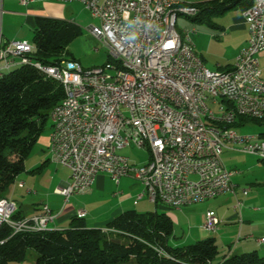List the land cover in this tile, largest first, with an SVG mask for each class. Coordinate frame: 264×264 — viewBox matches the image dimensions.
<instances>
[{
    "label": "built area",
    "instance_id": "2783aa9c",
    "mask_svg": "<svg viewBox=\"0 0 264 264\" xmlns=\"http://www.w3.org/2000/svg\"><path fill=\"white\" fill-rule=\"evenodd\" d=\"M55 1L79 2L100 20L91 33L108 48L111 61L88 69L78 61L47 66L30 59L31 42L12 41L0 44V77L6 70L30 65L60 83L64 92L73 89V101L64 98L51 113L50 160L71 174L69 185L57 190L65 202L89 193L100 173L117 184L133 177L144 187L138 200L146 196L174 209L235 194L232 177L238 171L225 167L224 151L234 149L264 162V148H257V140L264 139L233 127L239 116L264 117L258 58L264 51V0H255L244 13L249 40L230 76L208 74L190 47L177 50L171 24L167 32H159L163 6L175 0ZM186 37L193 43L191 32L186 31ZM143 139L154 142V166L132 165L124 154L131 147L145 150ZM242 207L238 200L236 209ZM15 211L14 203L0 200V229L8 225L12 236L48 231L57 217L48 205L19 221L12 218ZM86 214L82 210L77 216ZM219 224L218 217L207 212L203 228L216 232Z\"/></svg>",
    "mask_w": 264,
    "mask_h": 264
},
{
    "label": "trees",
    "instance_id": "16d2710c",
    "mask_svg": "<svg viewBox=\"0 0 264 264\" xmlns=\"http://www.w3.org/2000/svg\"><path fill=\"white\" fill-rule=\"evenodd\" d=\"M254 3L255 0H207L192 5L198 13L191 19L220 29L212 18L233 10L245 13ZM83 34L74 24L39 18L31 41L34 50L29 57L47 66L78 61L68 47ZM110 61L108 55L107 62ZM64 98L67 102L60 83L30 65H21L0 77V200L6 199L7 190L26 172V160L43 134L52 129L51 113ZM248 126L264 127V117L239 116L233 127ZM259 135L264 139V131ZM12 218L24 219L19 213ZM105 229L87 228L84 218L78 216L70 229L61 231L12 236L11 227L4 225L0 241H6L0 245V264L24 262L30 250L35 252L36 264H264V256L257 252L220 259L214 238L171 247L168 242L173 237L174 224L166 213L128 211L110 221Z\"/></svg>",
    "mask_w": 264,
    "mask_h": 264
},
{
    "label": "crops",
    "instance_id": "0c3cea01",
    "mask_svg": "<svg viewBox=\"0 0 264 264\" xmlns=\"http://www.w3.org/2000/svg\"><path fill=\"white\" fill-rule=\"evenodd\" d=\"M177 1L182 4L185 3V5H196L207 0ZM90 15V12L79 2L33 0L25 5L21 3V0H0V44L3 47L12 41L31 42L36 28V21L39 18L58 19L79 26L84 33H87L96 42L101 43L91 33V29L98 25H93L92 19L96 18ZM218 26L221 28L210 29L225 33L223 36L226 42L232 45V49L230 59H223L216 64V70H219L216 72H229L233 69L240 51L247 46L249 29L244 13L241 12L233 15L224 23L218 24ZM215 37L220 36L216 35ZM210 41L213 42L214 40ZM200 58L206 64L204 56L201 55ZM258 58L262 78L264 79V51L259 54ZM77 60L83 66L81 60ZM6 72L8 70L4 71V74ZM249 127L236 128V130L248 134L244 131ZM51 132L52 129L49 128L43 134L36 146L35 154H31L32 156L30 155L26 160V172L21 174L11 186L12 188L10 187L5 193V198L14 203L15 213H19L21 218H30L37 215L44 205H48L57 216L55 221L49 225L50 230L70 229L72 220L82 210L87 212L84 218L87 228L105 229L110 221L125 212L137 211L139 213L154 210V212L166 213L173 221L174 234L168 242L171 247L193 245L199 241L214 238L219 251L220 249L223 251L222 257L219 255L220 259L253 252L264 256V241H262L264 239V212L257 209V206L264 208V196L262 194L250 195L249 192L244 195L242 191L244 189H241L243 181L240 175L242 174H235L232 177L235 194H225L220 196L223 198L217 201H213L215 200L213 199L200 204L184 206L180 209L170 208L164 204V206H161L160 203H152L146 196L138 200V196L144 190L138 180L127 177L117 184L106 173L97 175L89 193L72 196L68 202H65V198L58 194L57 190L66 188L69 185L71 174L66 168H61L57 164H55V170L48 167L50 163H53L50 160L49 153ZM46 133L47 135H45ZM229 151L237 152L234 149ZM223 163L225 165L224 161ZM261 163L264 164L263 161ZM235 167L240 169L238 166ZM228 169L236 170L233 168ZM52 171H55L53 175L51 174ZM47 175H52V179L47 188L48 191H44L45 187L42 183ZM256 183L264 188V176L261 181H256ZM238 200L243 202L241 211L236 209ZM151 203L155 204V209ZM207 212H212L220 220L216 232H208L203 228ZM25 262L26 260L21 263ZM29 263L36 264V256Z\"/></svg>",
    "mask_w": 264,
    "mask_h": 264
},
{
    "label": "rangeland",
    "instance_id": "374dc122",
    "mask_svg": "<svg viewBox=\"0 0 264 264\" xmlns=\"http://www.w3.org/2000/svg\"><path fill=\"white\" fill-rule=\"evenodd\" d=\"M236 14H240V11L233 10L228 12L223 17L212 18V20L218 24H222ZM92 21H93V25L95 24L100 26L101 24L99 19H92ZM177 30L182 35H185L184 33L186 31L192 32V39L194 42L193 44L195 46V51L200 57L201 55L204 56L206 60L205 65L210 72L215 73L216 71H219L216 70L217 68L216 64L220 63V61H222L223 59H227V58L230 59V52L232 49V45L226 42L223 36L225 33L223 34L218 32L217 30H211L206 23L194 22L192 21L191 17L183 16V15L179 16L178 18ZM216 35H219L220 37L216 38L215 37ZM210 40H214V41L211 42ZM68 51L76 59H80L83 66L87 69L105 65L107 63L108 55H110L108 48L103 46L101 43L96 42L87 33H84L81 37H79L74 42H72L68 47ZM260 131H264V127L250 126L244 132L256 134ZM45 135H47V133ZM35 149L33 150L32 155L35 154ZM237 152L233 153L229 150L224 151L222 158L223 161L225 162L226 167L233 168L236 170L238 168H236L235 166H238L240 168L237 170L238 171L237 174L238 175L242 174L240 175L243 181L241 189L248 190L250 195L262 194L264 196V188H261L256 183V181H261L263 179L264 164L261 163V161H259L257 157L246 155L239 151ZM124 153L128 156V158L131 160V163L133 165L139 167L144 166L149 161L148 160L149 152L147 150H139L135 147H131L128 148ZM48 167H50L51 170H55L54 168H56V165L54 163H50ZM54 172L55 171H52L51 174L53 175ZM52 175H47L43 179L42 185L43 187H45L44 191H48L47 188L50 185ZM222 198L220 197L213 201H217ZM151 205L155 209V204L151 203ZM160 205L164 206L163 204ZM257 207H258L257 209L262 210L264 212V208L260 206ZM151 212H154V210ZM139 213H148V212L144 211ZM222 255H223V251L220 249V256L222 257ZM34 256H35V252L30 250L28 252L26 262L21 264H30L29 262L33 260Z\"/></svg>",
    "mask_w": 264,
    "mask_h": 264
},
{
    "label": "bare ground",
    "instance_id": "6f19581e",
    "mask_svg": "<svg viewBox=\"0 0 264 264\" xmlns=\"http://www.w3.org/2000/svg\"><path fill=\"white\" fill-rule=\"evenodd\" d=\"M184 8L188 9V11H177L183 10ZM190 11L197 10L192 5H185L180 3L179 1H167L163 6V12L161 14V22L159 24V32H167L169 29V24H171V36L173 37V42L177 48V50H185V47H190V53L194 57H199L195 51V47L193 43H190V40H187L186 32L185 35H182L177 30L178 18L179 16H188L193 17L195 14ZM176 12V13H175ZM199 63L206 67L202 58L199 57ZM208 74L211 76H219V73L222 76H230L229 72H216L212 73L207 69ZM65 95L67 98V102L73 101V89H66ZM144 149L147 150L150 154V159L147 163V166H154L158 161V152L154 150V142L151 139H143ZM257 148H264V140H257Z\"/></svg>",
    "mask_w": 264,
    "mask_h": 264
}]
</instances>
